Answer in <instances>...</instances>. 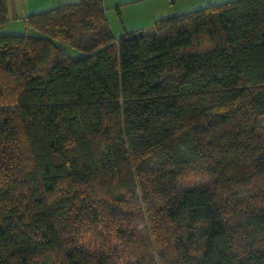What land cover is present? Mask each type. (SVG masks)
Returning a JSON list of instances; mask_svg holds the SVG:
<instances>
[{
  "label": "trees",
  "instance_id": "trees-1",
  "mask_svg": "<svg viewBox=\"0 0 264 264\" xmlns=\"http://www.w3.org/2000/svg\"><path fill=\"white\" fill-rule=\"evenodd\" d=\"M27 23L0 35V264H264V0Z\"/></svg>",
  "mask_w": 264,
  "mask_h": 264
},
{
  "label": "rangeland",
  "instance_id": "rangeland-1",
  "mask_svg": "<svg viewBox=\"0 0 264 264\" xmlns=\"http://www.w3.org/2000/svg\"><path fill=\"white\" fill-rule=\"evenodd\" d=\"M78 1V0H76ZM74 1V2H76ZM228 0H133V4L123 9L124 16L123 19L126 20V23L131 22V18L128 17V15H131L127 10H133L136 13H139L140 18L143 21L149 20V17L151 14L155 11L160 12L159 18H166L169 16H173L176 14L188 12L190 10L205 7L211 4H218L222 3ZM108 3L105 6L108 8L106 10V15L109 20V23L112 28V30L119 34L124 29V24L121 18L120 13L117 11L115 7H113V3H110L111 0H107ZM112 6V7H111ZM150 11V12H149ZM128 14V15H127ZM152 28V27H151ZM144 30V29H143ZM151 30V29H147ZM32 29L29 24L25 25V23L21 20H15V22H8L6 24L0 25V35L1 34H8V33H15V34H32ZM63 47V49L68 52L73 57H78L83 55L82 52L77 51L73 47H71L69 44L60 43ZM197 184V180L193 177L184 178L180 180V185L183 187L193 186Z\"/></svg>",
  "mask_w": 264,
  "mask_h": 264
},
{
  "label": "crops",
  "instance_id": "crops-1",
  "mask_svg": "<svg viewBox=\"0 0 264 264\" xmlns=\"http://www.w3.org/2000/svg\"><path fill=\"white\" fill-rule=\"evenodd\" d=\"M74 1L76 0H7L8 9H9L8 22H15V20H21L25 23V25H27L28 24L27 17L30 14L44 12L53 7L59 6L63 3L74 2ZM104 1L105 3H108L107 0H104ZM172 1H175V0H172ZM110 3H113L112 6L115 7L117 11L120 13L123 24H124V29L122 30L121 33L116 34L113 31L117 37L123 34H126L128 32H133V31L143 30V29L147 30L148 28L150 29L153 23L157 19H160L159 17H161L160 12L155 11L151 14V16L149 17V20L143 21L140 18L139 13H136L135 11L131 9V10H127L131 14V15L127 14L128 17L131 18V22L128 24L126 23V20L123 19V16H124L123 9L125 8V6L128 7L129 6L128 4L132 5L134 3L133 0H111ZM107 9L108 8H106V10ZM31 29L33 31L32 32L33 35L39 34L38 31L34 29L33 27H31Z\"/></svg>",
  "mask_w": 264,
  "mask_h": 264
},
{
  "label": "water",
  "instance_id": "water-1",
  "mask_svg": "<svg viewBox=\"0 0 264 264\" xmlns=\"http://www.w3.org/2000/svg\"><path fill=\"white\" fill-rule=\"evenodd\" d=\"M144 32L142 30L138 31L137 33H135V35L139 34L142 35Z\"/></svg>",
  "mask_w": 264,
  "mask_h": 264
}]
</instances>
